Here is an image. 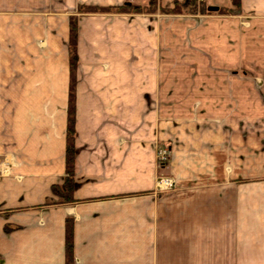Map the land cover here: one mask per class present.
I'll use <instances>...</instances> for the list:
<instances>
[{"label": "crops", "instance_id": "1", "mask_svg": "<svg viewBox=\"0 0 264 264\" xmlns=\"http://www.w3.org/2000/svg\"><path fill=\"white\" fill-rule=\"evenodd\" d=\"M196 1L217 10L195 22L83 10L147 0H0V264H66L67 218L73 264H264V0L237 14ZM193 32L216 46L201 69ZM71 94L65 203L51 188L66 175Z\"/></svg>", "mask_w": 264, "mask_h": 264}, {"label": "trees", "instance_id": "2", "mask_svg": "<svg viewBox=\"0 0 264 264\" xmlns=\"http://www.w3.org/2000/svg\"><path fill=\"white\" fill-rule=\"evenodd\" d=\"M189 1L193 4H198L202 8H204L207 12L208 11L205 6H202V3H197L196 0H185ZM232 3V9H219L220 11L226 13L237 14L239 13V0H230ZM183 3V2H182ZM175 7L172 9H166V12H173L176 11L179 4V1L174 2ZM157 6V0H147V4H140V3H131L130 5H122L117 8L107 7V8H93V7H86L83 8L85 11H97V10H130V11H141L143 8L151 9V11H155ZM165 9L161 10L164 11ZM70 64H71V71L74 70V67L77 62V54H76V21L75 19H71L70 23ZM75 107L73 103V95L70 96V104H69V111H68V123H67V143H66V153H65V160H66V175L64 178V182L61 185H53L51 190L53 194L59 197L61 202H71L74 201L72 193L75 186L74 183V158H75V145H74V134H75ZM72 220L67 218L66 220V239H65V250H66V264H73V240H72Z\"/></svg>", "mask_w": 264, "mask_h": 264}, {"label": "rangeland", "instance_id": "3", "mask_svg": "<svg viewBox=\"0 0 264 264\" xmlns=\"http://www.w3.org/2000/svg\"><path fill=\"white\" fill-rule=\"evenodd\" d=\"M180 3H181V5L179 4L177 10L176 11H173V12L172 11L171 12H166V9H171V8L173 9L175 7V4L174 3H173V6L171 8H164V7H159L158 2H157V6H156V10L155 11H151L152 8L151 9L143 8L141 11H138V12L136 11V12L137 13H150V12H157V11H159L163 15L164 14H168V15L169 14L189 15V16L196 17V18H194L195 19L194 20L195 22H199V20L197 19V17H199V15H202V14H205V13H211V11L210 12H207L200 5H198V4L195 5V4H193V3L189 2V1H184L183 3L182 2H180ZM144 4H147V2H145ZM163 9H165V10L164 11H161ZM131 12H134L135 13V11H131ZM224 13H226V12H224ZM192 34H193V40H194V43H195V46L192 47L193 50H194V52H193L194 57H193L192 66L196 67L197 69H201L202 65L198 61V59H200V56L209 57L207 55V48L208 47H209V51H210V53L208 52V54H210V56H213V57H210L211 60L214 59L215 55H217L216 54V52H217L216 51V46H215V44L213 43L212 40H210V41L209 40L204 41L211 34H209V36L201 35L200 33L197 34L195 32H193ZM202 36L203 37L206 36L207 38H204L203 41H202L201 40ZM184 40H185V37H183L182 39H179L178 42H179L180 45L178 46L177 49H175V55H177V54H184V52H182V51L180 52V49L181 48L186 47L185 45L182 44V43H185ZM164 52H166V53H163V56H165V54H166V56L168 54L169 55H173V53H169L168 52V48L166 50H164ZM172 52H173V49H172ZM191 53H192V51L189 54H191ZM177 57L180 58L181 56H177ZM202 59H203V57H202ZM178 64H179V68L177 70H184V69H186L185 62L183 63L182 60H180ZM205 64H207V63H205ZM210 65L215 68V65L216 64H213V62H210ZM170 66H171V64L168 63V62L167 63H163V70H169V67ZM208 67H209V65H208ZM206 69H208V68H206ZM209 69H211V68L209 67ZM169 87H170V85H169ZM164 113L166 115H169V112H164ZM162 150H163L162 148H157V161H158V165L159 166L163 165V163H166L168 161V158H169V152H168L166 154V158L167 159L162 160V161L158 159L159 158L158 157V153H159V151H162ZM161 162H163V163H161ZM162 181H163V185H165V184L167 185V184L173 183V180H171L169 177H165V176H162Z\"/></svg>", "mask_w": 264, "mask_h": 264}, {"label": "built area", "instance_id": "4", "mask_svg": "<svg viewBox=\"0 0 264 264\" xmlns=\"http://www.w3.org/2000/svg\"><path fill=\"white\" fill-rule=\"evenodd\" d=\"M168 152L165 150V149H163L162 151H159V153H158V159L159 160H165V159H167L166 158V154H167ZM161 163H163V162H161Z\"/></svg>", "mask_w": 264, "mask_h": 264}, {"label": "water", "instance_id": "5", "mask_svg": "<svg viewBox=\"0 0 264 264\" xmlns=\"http://www.w3.org/2000/svg\"><path fill=\"white\" fill-rule=\"evenodd\" d=\"M206 9L208 11H215V10H217V7H215V6H207Z\"/></svg>", "mask_w": 264, "mask_h": 264}]
</instances>
